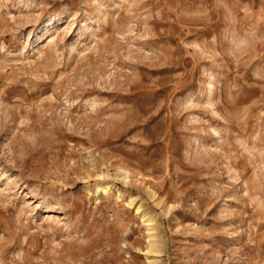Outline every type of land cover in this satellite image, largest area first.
I'll use <instances>...</instances> for the list:
<instances>
[{
  "label": "rangeland",
  "instance_id": "374dc122",
  "mask_svg": "<svg viewBox=\"0 0 264 264\" xmlns=\"http://www.w3.org/2000/svg\"><path fill=\"white\" fill-rule=\"evenodd\" d=\"M0 264H264V0H0Z\"/></svg>",
  "mask_w": 264,
  "mask_h": 264
}]
</instances>
